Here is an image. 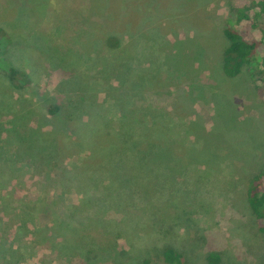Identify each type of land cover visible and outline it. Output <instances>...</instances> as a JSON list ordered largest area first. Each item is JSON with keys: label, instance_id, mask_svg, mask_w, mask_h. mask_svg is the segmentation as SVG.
I'll return each instance as SVG.
<instances>
[{"label": "rangeland", "instance_id": "374dc122", "mask_svg": "<svg viewBox=\"0 0 264 264\" xmlns=\"http://www.w3.org/2000/svg\"><path fill=\"white\" fill-rule=\"evenodd\" d=\"M253 3L0 0V264H264V79L222 70Z\"/></svg>", "mask_w": 264, "mask_h": 264}, {"label": "trees", "instance_id": "16d2710c", "mask_svg": "<svg viewBox=\"0 0 264 264\" xmlns=\"http://www.w3.org/2000/svg\"><path fill=\"white\" fill-rule=\"evenodd\" d=\"M253 1V6L257 4L256 10L243 6L233 7L230 11L234 23L226 22L222 28L227 40L222 54V70L229 78L236 77L248 67L252 75L257 73L264 79V0ZM17 74V70L9 69L10 81L15 86H19ZM48 110L54 114L57 107L50 105ZM246 199L255 216L258 230L264 234V166L248 182ZM162 257L168 264H181V254L172 248H165ZM209 260L215 263L218 256L211 254Z\"/></svg>", "mask_w": 264, "mask_h": 264}]
</instances>
